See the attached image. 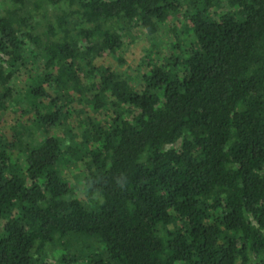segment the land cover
I'll return each mask as SVG.
<instances>
[{
    "label": "trees",
    "instance_id": "1",
    "mask_svg": "<svg viewBox=\"0 0 264 264\" xmlns=\"http://www.w3.org/2000/svg\"><path fill=\"white\" fill-rule=\"evenodd\" d=\"M11 106L0 264H264V0H3Z\"/></svg>",
    "mask_w": 264,
    "mask_h": 264
},
{
    "label": "rangeland",
    "instance_id": "2",
    "mask_svg": "<svg viewBox=\"0 0 264 264\" xmlns=\"http://www.w3.org/2000/svg\"><path fill=\"white\" fill-rule=\"evenodd\" d=\"M2 1L3 0H0V11L2 10ZM172 23H174L177 28H179L181 26L180 21L177 18H174ZM168 30L169 29L167 26L166 29L164 30V33H169ZM140 32H141V35H140L139 39L141 38L142 41H138L134 45L128 47V49L126 51H124V57H125L126 62L123 65H120L117 62V58L113 55H107V56L101 57L98 59V62L113 66V67L118 68L120 70H123L126 68H129V71L134 70L138 65L137 63L139 61V58L142 56L143 46L148 42L147 40L149 39L148 35L143 33V31H140ZM177 32L180 33L179 31H177ZM171 40H173L172 35H171ZM13 85L16 87L15 88L16 95L14 97L16 103L13 106H15V108H17V107H21V108L22 107L23 108L28 107L29 106L28 98L25 95L24 90H22L24 88V85H25V80L23 78H21V79L18 78L16 81L13 82ZM12 109H13V107L11 106L9 111L4 115L5 121L2 123V125H0V128L8 129L10 126L7 124V121L12 120L13 116H15V117L17 116L16 113L14 115V112ZM16 120H17V123L19 122V125H18L19 127L21 126V124H23V125L25 124V125L30 126L32 128V122L30 121L29 117L28 118L27 117L21 118L18 116ZM34 130L35 131L37 130L36 134H35V136H36L35 138H37V139L44 137V135H46V134H53V133L57 134V135L62 134V128H56V130H46V129L44 130V129L34 128ZM67 173L70 175H78L79 174L77 169L76 170L75 169L68 170ZM80 196H83V194L80 193Z\"/></svg>",
    "mask_w": 264,
    "mask_h": 264
}]
</instances>
